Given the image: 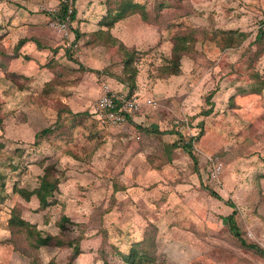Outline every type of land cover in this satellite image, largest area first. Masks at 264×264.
I'll return each mask as SVG.
<instances>
[{
  "label": "rangeland",
  "instance_id": "rangeland-1",
  "mask_svg": "<svg viewBox=\"0 0 264 264\" xmlns=\"http://www.w3.org/2000/svg\"><path fill=\"white\" fill-rule=\"evenodd\" d=\"M133 2L106 24L115 0H71L64 35L60 0H0V264H264L227 219L264 248V0ZM104 84L141 103L138 139L101 122ZM52 164L43 209L21 190Z\"/></svg>",
  "mask_w": 264,
  "mask_h": 264
},
{
  "label": "trees",
  "instance_id": "trees-1",
  "mask_svg": "<svg viewBox=\"0 0 264 264\" xmlns=\"http://www.w3.org/2000/svg\"><path fill=\"white\" fill-rule=\"evenodd\" d=\"M69 1L71 2V0H67V1L60 0V6L56 10V13H54V14H55V16H58L60 19L65 20L68 18L69 22H72L76 18L77 10L75 7L72 6V4L74 3V0H72L73 1V3L71 4L72 10L69 11V8H70ZM115 1L117 2V5L114 7H110L108 14H107L108 16H107V18H105L106 24H110L111 22H114L118 19L125 17L127 12L133 13V12H138V11L140 12L141 10L144 11V6L141 4L133 2V0H115ZM143 17L147 18L148 16L146 14H143ZM101 32H102L101 34H103V33L106 34L102 30H101ZM101 34H99V35L102 36ZM241 35L243 36V38H245V36H246V34L244 32L241 33ZM262 36H264V30L263 29L259 30L257 37L261 38ZM226 38L230 42L235 41L232 34H227ZM24 41H25V39H22L19 42V44L17 45V47L22 45L24 43ZM188 43H189V39H188L187 34L177 35L175 37V41H174L173 58H171V59L167 58V60L170 61L174 58H179L181 56V54L183 53V51H186L189 49ZM128 60L131 63L133 61V57H128ZM207 113H209V112H207ZM52 131H53L52 128H46L45 130H43V132H41V135L48 134ZM39 135L37 134V136H39ZM191 143L192 142H189L188 145H186V146L191 147ZM10 157L13 158V156H10ZM11 166H12L13 170L17 171L18 165L16 163L13 162L11 164ZM45 170H46L45 173L40 176L39 186L37 188H35L34 190H29V189L21 190L22 195H24L27 199H30L31 196L36 195L39 198L40 203H41L40 206L43 209H46L50 205V198H52L54 196L55 192H57L59 190L60 181H61V179L58 176L54 175V170H55L54 164L47 166V168ZM0 173H1V178L3 180L2 185H5V187H6L7 179L9 177V175L5 172H2L1 168H0ZM13 215H15V216L11 217V219H10L11 224L13 226H16L20 231V227H18V226H24L25 227L27 225V223L24 220H22L20 217H18V214H13ZM227 219H228V223H229V227L231 229V232L237 237L238 241L243 246L250 248V249H253L257 253L264 255V248H262L257 243L248 242L247 239L243 236L242 231L239 228L236 219L234 218V214L227 216ZM66 220H68V219L66 218ZM59 224H60V222H59ZM61 226H63V222L61 223ZM27 233L31 234V232H29V231H27ZM52 239H53V236H51L50 234L46 233V235L44 236L43 232H38L36 243L34 246L36 248H39L42 246L49 245L50 242L52 241ZM71 243L72 242H70L69 244H71ZM77 248H78V245L75 246V251H78ZM147 252L148 251H146L144 253L143 257L139 258L137 261H133V263L131 261V264H149L151 259L149 258ZM129 257H130V255L129 256L126 255V259L129 260ZM106 264H108V262Z\"/></svg>",
  "mask_w": 264,
  "mask_h": 264
},
{
  "label": "built area",
  "instance_id": "built-area-1",
  "mask_svg": "<svg viewBox=\"0 0 264 264\" xmlns=\"http://www.w3.org/2000/svg\"><path fill=\"white\" fill-rule=\"evenodd\" d=\"M71 10L70 4L69 11ZM68 24V18L60 19L57 28L65 35ZM140 107L141 103L136 96L119 93L108 84H104L103 93L94 104V110L98 113L101 122L114 128H120L125 137L129 139L139 138L137 129H134L129 121L132 119L133 112H136Z\"/></svg>",
  "mask_w": 264,
  "mask_h": 264
}]
</instances>
